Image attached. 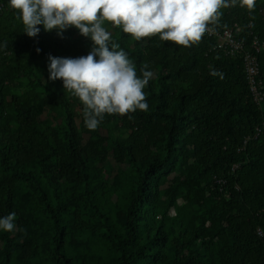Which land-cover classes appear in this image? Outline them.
<instances>
[{"label":"trees","instance_id":"16d2710c","mask_svg":"<svg viewBox=\"0 0 264 264\" xmlns=\"http://www.w3.org/2000/svg\"><path fill=\"white\" fill-rule=\"evenodd\" d=\"M221 12L216 32L264 40V0ZM19 16L0 0V218L16 213L0 264H264V102L242 54L208 33L184 47L106 21L137 76L153 73L148 111L90 131L48 56H86L93 42L74 27L29 37ZM259 62L264 83V48Z\"/></svg>","mask_w":264,"mask_h":264},{"label":"clouds","instance_id":"9594fccd","mask_svg":"<svg viewBox=\"0 0 264 264\" xmlns=\"http://www.w3.org/2000/svg\"><path fill=\"white\" fill-rule=\"evenodd\" d=\"M18 10L24 32L35 37L43 25L45 31L63 32L76 28L93 42L86 56L57 57L49 54V79H60L64 90L83 104L85 126L95 131L105 114L126 115L137 109L147 112L143 91L153 73L145 64L142 78L134 63L118 43L112 42L105 22L122 27L135 40L158 35L161 41L191 47L199 44L217 24L221 9L236 6L237 0H9ZM240 7L252 12L256 0H239ZM119 49V50H118ZM40 49H37L39 52ZM209 75L224 78V73L210 66ZM16 213L0 218V229L13 231Z\"/></svg>","mask_w":264,"mask_h":264},{"label":"built area","instance_id":"2783aa9c","mask_svg":"<svg viewBox=\"0 0 264 264\" xmlns=\"http://www.w3.org/2000/svg\"><path fill=\"white\" fill-rule=\"evenodd\" d=\"M209 27L207 32L210 36L218 37L217 45L219 48L224 49L229 54L240 52L243 56L245 72L248 78V84L251 95L258 105L264 102V83L259 78L260 62L259 54L264 48V40H261L257 35L253 36L251 47L248 48L247 40L240 34L236 27L232 26L224 30L223 33L216 32L215 29ZM264 130V109L263 119L261 124L256 128L258 135ZM249 137L246 138V142Z\"/></svg>","mask_w":264,"mask_h":264}]
</instances>
